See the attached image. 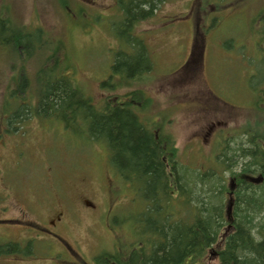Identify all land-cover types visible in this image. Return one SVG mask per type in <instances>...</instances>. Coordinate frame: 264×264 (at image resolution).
Wrapping results in <instances>:
<instances>
[{
    "label": "rangeland",
    "instance_id": "rangeland-1",
    "mask_svg": "<svg viewBox=\"0 0 264 264\" xmlns=\"http://www.w3.org/2000/svg\"><path fill=\"white\" fill-rule=\"evenodd\" d=\"M201 2L167 0L152 18L139 22L134 33L145 42L152 69L142 75L145 81L112 89L105 84L110 68L117 53L128 48L116 37L123 22L118 0H0V219H15L22 210L30 220H51L63 213L70 227H60L58 234L80 257L68 259L63 252L56 264H88L101 252L118 253L123 262L137 240L133 230L141 234L142 217H150L142 215L147 204L138 197L137 185L118 181L105 144L82 140L77 130L30 110L15 114L17 96L21 102L35 103L31 89L38 94L40 84L57 75L49 71L36 76L43 66L71 76L97 105L140 91L139 103L147 101L145 110L142 105L136 110L142 123L153 132L160 125L161 131L167 130L180 148L179 162L194 173L206 168L203 163L218 170L214 158L224 142L243 138L254 126L264 128V112L252 108L264 90V75L258 81L252 78L264 72V24L254 23L257 19L247 23L264 8V0H210L211 7L208 1L204 8ZM247 29L253 35L244 36ZM15 41L26 53L34 52L14 50ZM191 48L194 59L186 65ZM21 75L27 85L17 93ZM223 174L227 183L230 176ZM4 208L9 213L2 214ZM164 209L168 219L179 217L175 205L173 212ZM5 226H0L2 245L36 237L26 257L33 259L23 264H52L51 241L38 230ZM223 243L220 240L214 250H221ZM136 245L145 246L142 241ZM0 264L22 263H13L5 253ZM199 264L218 260L208 254Z\"/></svg>",
    "mask_w": 264,
    "mask_h": 264
},
{
    "label": "trees",
    "instance_id": "trees-1",
    "mask_svg": "<svg viewBox=\"0 0 264 264\" xmlns=\"http://www.w3.org/2000/svg\"><path fill=\"white\" fill-rule=\"evenodd\" d=\"M166 1L118 0L123 22L116 37L124 40L128 48L127 52L120 50L117 53L110 68L112 73L105 84L112 89L124 85L132 87L134 83L146 80L142 75L151 71L152 63L145 42L135 35L134 28L139 22L152 18ZM201 1L203 8L208 1L209 6L212 5L210 0ZM218 5L222 9L228 8L223 7L224 2H218ZM261 9H256L261 10L256 17L247 19L248 24L256 19L254 23L261 21L264 24V8ZM3 32L0 31V37ZM25 34L26 37H34L33 34ZM244 34L253 35L248 29ZM261 34L264 35V29ZM15 36L13 33V41ZM14 50H22L25 54L34 52L26 53L19 48V43L14 46ZM261 58V63H264V54ZM54 69L56 67L46 70L43 66L37 71L36 76H44L49 71L57 75L46 79L45 85L40 84L38 94L34 88L31 89L35 103L21 102V97L17 96L19 110L15 114L18 116L30 110L39 118H51L57 124L62 122L67 125L74 132L77 130L82 140L105 144L118 181H125L128 186L137 185L140 195H136L144 198L147 204L142 215L147 214L150 218L142 217L144 228L141 237L140 229L133 230L136 242L142 241L144 248L137 247L135 242L124 256V264L198 263L210 252L212 254L222 228L228 224L234 227V231L226 237L224 248L216 251L219 264H264V179L258 183L251 176L258 172L264 176V128L254 126L251 132H244L245 140L239 136L221 144L214 158L218 170L203 163L207 169L194 173L188 165L179 162L180 148L176 141L171 140L167 130L161 131L160 125L153 132L142 123L136 110L141 105L145 110L147 101L145 99L142 104L139 103L140 91L133 90L116 102L97 105L71 76L59 74ZM262 75L264 72L260 70L258 76L252 78L258 81ZM20 80L17 93H23L27 85L22 75ZM11 93L16 94V91ZM256 103L254 107L250 106L264 112L261 108V105L264 106V90ZM72 123L76 127L71 126ZM223 172H228L230 176L227 183L223 179ZM231 204L232 211L229 210ZM174 205L179 217L168 219L164 206L173 212ZM147 238L151 241H147ZM2 252L0 249V254Z\"/></svg>",
    "mask_w": 264,
    "mask_h": 264
},
{
    "label": "flooded vegetation",
    "instance_id": "flooded-vegetation-1",
    "mask_svg": "<svg viewBox=\"0 0 264 264\" xmlns=\"http://www.w3.org/2000/svg\"><path fill=\"white\" fill-rule=\"evenodd\" d=\"M196 47V44H195ZM195 54L193 48L190 49L188 57H192ZM155 136H158V133H155ZM9 195H6V198ZM3 201V197H2ZM87 204H90L89 202ZM93 208V206H91ZM3 212L2 214L9 213L8 211L6 212V208L2 209ZM40 214V213H39ZM41 215V214H40ZM44 223V225L39 226L40 223ZM3 224H8V226H5V228H12V227H17L18 229L23 228L26 229V231L31 230L27 229L29 227H32V229L35 231H39L41 235H44L48 240L51 241L50 245L55 252L51 263L56 264L62 260L61 253L66 252L68 254V259H77L76 256H79V253L74 250V248L71 246V244L63 237H61L58 234L59 228L63 227L64 229H68L70 227V224H67L64 221V214L61 212H58L55 215V218L51 220H46L45 217H38V220H30L27 218L26 213L22 210V214L18 216L15 219L12 218H6V219H0V226H3ZM37 236H40V234H35ZM36 239V237H34ZM45 239L47 242L48 240ZM32 243V238L26 237L22 238L20 240H14L5 243V245L0 244V249L3 251L0 256L4 255L5 253L10 255L12 258L13 263H22L24 260H26L28 256V249H30V244ZM9 250V251H8ZM111 252V254H107L106 252H101L100 254H95L93 258V262L88 263V264H124L121 260L122 257H120L117 253L114 254ZM80 257V256H79ZM60 258V260H59ZM79 262V261H78ZM81 263V262H79ZM82 264V263H81Z\"/></svg>",
    "mask_w": 264,
    "mask_h": 264
}]
</instances>
